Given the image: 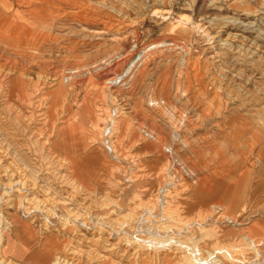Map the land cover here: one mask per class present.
Segmentation results:
<instances>
[{"label": "rangeland", "instance_id": "rangeland-1", "mask_svg": "<svg viewBox=\"0 0 264 264\" xmlns=\"http://www.w3.org/2000/svg\"><path fill=\"white\" fill-rule=\"evenodd\" d=\"M0 10V253L9 264H49L65 244L89 250L90 232H79L88 212L108 221L136 200L206 220L223 242L264 238V0H0ZM8 24L30 32L34 48L16 53L2 37ZM11 80L28 92L44 86L46 121L36 117L32 131L53 130L62 155L78 159L69 171L87 195L73 198L75 209L43 166ZM21 164L38 177L31 195H51L46 208L59 212L9 185L5 170ZM147 252L91 263L183 264L177 250Z\"/></svg>", "mask_w": 264, "mask_h": 264}, {"label": "bare ground", "instance_id": "bare-ground-1", "mask_svg": "<svg viewBox=\"0 0 264 264\" xmlns=\"http://www.w3.org/2000/svg\"><path fill=\"white\" fill-rule=\"evenodd\" d=\"M0 12L2 13V14L0 13V19L4 15L6 16L5 10L4 11L0 10ZM4 22L5 21H3L2 24H4ZM17 26L16 24H8L2 32L4 33L2 34V37L4 41H6V43H8L11 46L17 47V49L15 50L16 53H19V54L26 53L34 48L35 46L34 38H32V36H29L30 32H28L27 30L24 31L22 28H18ZM9 69H13V67L12 68L10 67ZM55 79L57 78L49 79L50 80L49 82L44 80L42 84L45 85V83L47 82L50 83L51 80L54 81ZM115 80L116 78L111 77L109 81L114 82ZM7 84H8L7 86H9L10 88L9 91L13 95H16L20 100L22 99L24 101L23 102L24 105L28 106L29 111L27 112L28 114L24 115L25 121H26V123L24 124H30L29 132L31 135L34 136V139H32L34 144H36L37 147L39 146L41 157H43L42 158L43 166L45 167L46 171H48L55 180H58L64 186L70 188L73 194L69 193L70 195L69 200L71 201V204H74L73 209H75V206L77 205H76V202L73 201V198L76 201H78V199L81 198L80 195H84L83 198L81 199L85 200L86 195H87V193L82 192V187L78 184L79 182L77 181L74 173L73 175L72 173H70L71 169L75 168L74 163H76L78 159H76L75 157L72 159H69L68 157H64L62 155V152L60 151L61 142L58 140L54 141L51 139L54 136V134L52 133L53 130L49 131L48 128L42 127L43 129L40 128L39 130L40 132H38V134L36 135L34 134L35 132L32 131L33 126H31V124L34 123V120L36 117L37 118L41 117L39 120H42L41 123L43 126L46 121L45 119L48 113V110H47L48 106L45 105L46 107H44L42 104V99H41L42 90L40 89L44 86H41L40 88H35L34 90H32V92H28L24 83H22L21 80L19 81L11 80L10 83L7 82ZM60 92H61L60 90H57L54 94L55 96L52 95V97L54 96V100H53L54 103L52 106L54 108L53 111H55V114H59V115L63 111L62 109L63 101L60 100L59 98L61 94ZM58 102H61L60 105L58 104ZM174 115L175 114L172 112L171 116L174 117ZM168 124H173V123H168ZM66 140L63 139V145L65 149L69 150L70 147L75 148L74 145L70 143L71 140L68 141L69 140L68 139L67 143H66ZM22 164L20 168H17L16 170L10 169L11 167L5 170L6 172L5 175L9 177V179L7 180L9 185H14V186L17 185L19 188H21L24 191L22 192L24 195L23 199H26L25 201L32 203L34 207H36L37 209L40 208V211L52 212L54 214L56 212H59V209L54 210L52 208H46L47 202H50L51 205L52 203L56 204L57 202L56 199H53V197H51V195H46L45 198L42 200H39L38 197L36 198L35 196H33V194L31 195L34 189L36 188L38 189V187L39 188L41 187L39 186L38 181H37L38 177L37 176L33 177L32 173H34V171L32 172L30 171V169H28V172H27V166H24ZM68 165H69L68 168L70 169H67ZM73 169H72V172H73ZM143 190L144 189L140 190L138 193L140 194L143 193ZM173 194L170 195L169 197L170 199L173 198ZM135 195H136V192H134V194H132L131 196H135ZM34 200H36V204ZM145 203H146L145 201H140V200L132 201L131 203L127 202L126 205H124L125 206L124 210H122L121 212H118L115 215V217L113 216L114 218H112L111 220L109 219L108 221H103L100 219L102 214L100 215L98 213H93L91 211L88 212L92 217L91 219H89V222H86V224L85 222H80L79 225L82 228H79V232H82L83 236L87 234L86 232H90L89 233L90 236H88V234L86 235V238H89V244L87 247L90 249L86 251H81V250L73 249L72 247L68 246V244H65L64 248L55 252L49 264H92L91 262H96L97 259H101V257H104L106 254L108 255L118 254V256L126 257V258H129L132 256L134 258V255H138L140 252L141 254H143L145 250L146 252L147 251L149 252V251H160V250L166 251L170 249L172 250V253L177 250L178 255L181 258L183 264H264V246H262L264 242V241L262 242V240L264 238L260 240V239H256L255 237H252L253 235L243 234L242 238L237 241L233 240V242H223L219 240L218 238L220 235V232H218L219 231L218 229H217L218 231L213 230L212 234L209 233V232H212V229L206 228L204 226V223L207 222L206 220L204 222L201 218L194 217V216L193 217H189L186 215L185 216H175L174 215L175 213L174 214L172 213L171 215L170 210H169L170 212L166 210L167 212L163 211L160 214L158 212L157 213L152 212L153 209H151L152 211L150 210L149 212L147 209H149L150 207L145 205ZM51 205L50 207H52ZM78 205H82V203H79ZM100 205H103V204L101 203ZM219 205L221 206V204ZM23 207L26 209L25 205H23ZM138 209H141L144 212H142L141 210L140 212H137ZM66 210L71 211L69 208H66ZM146 210L148 212H145ZM198 210L200 211V209ZM76 213L77 212H75V214ZM208 213H211V212H208ZM78 217L74 220H78L79 219ZM201 220L203 222H201ZM229 222L234 223L235 225L236 223L238 224V221L231 219V218L228 219V223ZM241 224H244V223H241ZM208 235L212 236L211 237L212 240L210 239V237L208 238ZM233 239H235V237ZM110 256H107V257H110ZM140 257L141 256L139 254V258ZM103 259L105 260V258ZM104 260H101V261H104ZM0 264H9V261H6L3 258L1 253H0Z\"/></svg>", "mask_w": 264, "mask_h": 264}]
</instances>
